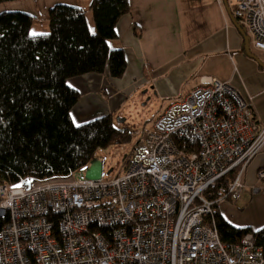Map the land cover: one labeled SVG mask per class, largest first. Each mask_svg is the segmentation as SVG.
I'll list each match as a JSON object with an SVG mask.
<instances>
[{"label": "built area", "instance_id": "2783aa9c", "mask_svg": "<svg viewBox=\"0 0 264 264\" xmlns=\"http://www.w3.org/2000/svg\"><path fill=\"white\" fill-rule=\"evenodd\" d=\"M230 6L264 52V0ZM132 140L110 181L98 163L96 177L80 169L0 183V264H264L252 233L224 242L213 217L214 205L246 192L264 146V123L236 88L201 76ZM263 191L264 167L249 188Z\"/></svg>", "mask_w": 264, "mask_h": 264}, {"label": "crops", "instance_id": "0c3cea01", "mask_svg": "<svg viewBox=\"0 0 264 264\" xmlns=\"http://www.w3.org/2000/svg\"><path fill=\"white\" fill-rule=\"evenodd\" d=\"M91 1L16 0L0 5V13L31 15V33L37 35L49 31V8L65 4L83 9L94 31ZM226 3L129 0L130 14L119 20L117 38L109 41L111 48L123 50L127 63L125 73L119 79L94 73L70 78L68 86L80 95L71 111L73 123L78 125L111 115L119 129L127 128L134 133L135 126L142 122L140 132L150 130L165 109L186 98L201 76H211L236 88L251 106L254 117L263 124L264 64L253 50L264 52L254 47L247 28L237 23L244 35L251 38V55L246 53L244 36L233 23L229 0ZM148 115L152 121L149 126L148 122L143 124ZM262 167L264 146L245 170L243 178L247 190L240 200L217 205L221 216L234 227L252 230L264 227V191L256 195L249 192ZM99 168V164H94L86 175L96 177Z\"/></svg>", "mask_w": 264, "mask_h": 264}, {"label": "trees", "instance_id": "16d2710c", "mask_svg": "<svg viewBox=\"0 0 264 264\" xmlns=\"http://www.w3.org/2000/svg\"><path fill=\"white\" fill-rule=\"evenodd\" d=\"M90 11L94 31L83 9L54 5L49 31L37 35L31 33V15L0 13V183L64 176L82 169L97 151L131 142L133 133L117 128L111 115L78 125L71 119L80 95L68 86L70 78L94 73L119 79L127 65L123 50L109 41L130 14L129 0H92ZM213 217L222 241L252 233L264 254V227H234L217 205ZM6 222L0 216V229Z\"/></svg>", "mask_w": 264, "mask_h": 264}, {"label": "rangeland", "instance_id": "374dc122", "mask_svg": "<svg viewBox=\"0 0 264 264\" xmlns=\"http://www.w3.org/2000/svg\"><path fill=\"white\" fill-rule=\"evenodd\" d=\"M16 0H4L0 1V5L7 4L10 2H14ZM231 3L234 2V0H230ZM248 41L251 42L250 36L248 37ZM252 48V47H251ZM253 50V49H252ZM254 53L257 55V57L260 59V61L264 64V54L258 51L253 50ZM148 122V123H147ZM151 125L152 121L151 118H149V115L146 117V120L143 124ZM136 123L134 122L133 125ZM148 125V126H149ZM143 128L142 122L138 123L135 126V132H140ZM133 147V140H131L130 143L126 144H115L111 147H109L106 150H99L95 153L93 159L85 165L81 170L83 171L84 175H86V172L94 165V164H102L104 167V173H105V181L112 180L113 176L117 173V171L120 169V167L123 165V161L125 157L130 153ZM93 160H96V162L92 163ZM112 170L111 174H108V172ZM230 204L235 203L231 201ZM235 205V204H234ZM240 206V205H239ZM239 208V207H238Z\"/></svg>", "mask_w": 264, "mask_h": 264}, {"label": "water", "instance_id": "95a60500", "mask_svg": "<svg viewBox=\"0 0 264 264\" xmlns=\"http://www.w3.org/2000/svg\"><path fill=\"white\" fill-rule=\"evenodd\" d=\"M0 1H4V0H0ZM224 3H226V0H224ZM227 4V3H226ZM233 20V23L235 24V26L240 30V32L243 34V36H244V41H245V51H246V53L247 54H249V55H251L250 53H249V41H248V39H247V37L244 35V32L240 29V27L238 26V24H237V22L234 20V19H232ZM252 57H254V56H252Z\"/></svg>", "mask_w": 264, "mask_h": 264}]
</instances>
